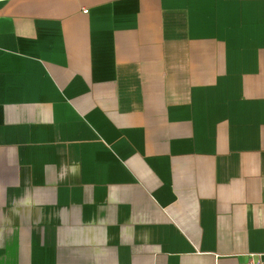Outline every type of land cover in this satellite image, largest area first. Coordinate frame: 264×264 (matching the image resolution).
<instances>
[{
	"label": "crops",
	"instance_id": "obj_1",
	"mask_svg": "<svg viewBox=\"0 0 264 264\" xmlns=\"http://www.w3.org/2000/svg\"><path fill=\"white\" fill-rule=\"evenodd\" d=\"M251 253L264 0H0V264Z\"/></svg>",
	"mask_w": 264,
	"mask_h": 264
},
{
	"label": "built area",
	"instance_id": "obj_2",
	"mask_svg": "<svg viewBox=\"0 0 264 264\" xmlns=\"http://www.w3.org/2000/svg\"><path fill=\"white\" fill-rule=\"evenodd\" d=\"M88 11V9H84L85 13ZM246 264H264L263 256L261 254L251 253Z\"/></svg>",
	"mask_w": 264,
	"mask_h": 264
}]
</instances>
